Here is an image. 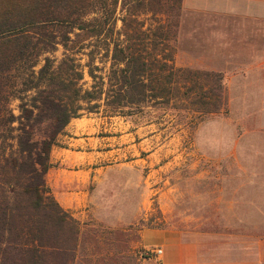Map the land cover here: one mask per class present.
I'll return each mask as SVG.
<instances>
[{"label":"trees","instance_id":"obj_1","mask_svg":"<svg viewBox=\"0 0 264 264\" xmlns=\"http://www.w3.org/2000/svg\"><path fill=\"white\" fill-rule=\"evenodd\" d=\"M181 4L0 0V264H75L79 224L45 174L57 135L80 111L102 102L107 115L147 122L172 111L174 129L225 109L220 71L176 65Z\"/></svg>","mask_w":264,"mask_h":264},{"label":"crops","instance_id":"obj_2","mask_svg":"<svg viewBox=\"0 0 264 264\" xmlns=\"http://www.w3.org/2000/svg\"><path fill=\"white\" fill-rule=\"evenodd\" d=\"M181 12L175 62L182 67L203 61L206 52L218 53L219 38H247L264 29V0H182ZM207 44L213 46L206 50ZM132 116L89 112L72 118L50 150L45 182L81 233L93 234L97 245L86 248L95 253L88 257L95 261L107 252L122 258L132 248L145 264H264V233L249 223L255 216L246 219L249 229L242 233L173 223L179 193L172 176L183 161L169 157L154 121ZM244 201L256 204L255 198ZM103 230L112 237L104 244L98 240ZM133 232L132 245L115 239ZM142 248L162 252L144 258ZM79 258L80 249L76 264Z\"/></svg>","mask_w":264,"mask_h":264},{"label":"rangeland","instance_id":"obj_3","mask_svg":"<svg viewBox=\"0 0 264 264\" xmlns=\"http://www.w3.org/2000/svg\"><path fill=\"white\" fill-rule=\"evenodd\" d=\"M181 15L182 12L178 33ZM120 23L118 21V25ZM218 40L221 44L214 46L219 49L218 53L201 54L203 61L185 67L222 73L227 100L225 109L209 115L194 128L182 122L172 129L168 121L172 111L162 114L165 115L162 119L151 124L161 130L158 137L169 157L183 161L184 165L172 176L179 193L173 223L181 227L187 223L192 228L207 230L231 228L240 233L246 232L247 224L252 223L251 229L255 227L257 233H264V29L247 38L235 36ZM211 46L207 44L206 50ZM61 50L56 52L58 58ZM78 57L81 64L88 59L86 55ZM106 66H109L108 61ZM82 83L87 88L91 80L85 75ZM17 104V100L11 104L15 114L19 112ZM91 104L93 102L89 106ZM105 110L101 102L91 113L97 116L109 114ZM161 112L156 110L155 114ZM80 114L88 115V111L82 110ZM132 118L146 120L138 114ZM248 198H255L256 204H247L244 200ZM186 214L195 219L186 221ZM254 216L255 221H246ZM100 232L103 239L97 237L103 244L107 239L112 240L106 235L110 231ZM115 237L122 244L127 240L130 245L137 239L134 232L126 239L118 234ZM79 242L76 249V257L80 249L78 264H145L137 259V249L132 248L122 258L103 252L101 259L94 261L88 256L95 253L86 252V248L97 242L87 230L80 231Z\"/></svg>","mask_w":264,"mask_h":264},{"label":"built area","instance_id":"obj_4","mask_svg":"<svg viewBox=\"0 0 264 264\" xmlns=\"http://www.w3.org/2000/svg\"><path fill=\"white\" fill-rule=\"evenodd\" d=\"M162 250L160 248H142L139 250V255L141 257H151V256H158L161 254Z\"/></svg>","mask_w":264,"mask_h":264}]
</instances>
